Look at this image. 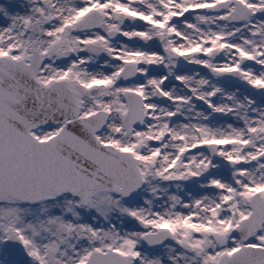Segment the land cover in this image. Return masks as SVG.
<instances>
[{
  "label": "snow or ice",
  "instance_id": "6c2138e0",
  "mask_svg": "<svg viewBox=\"0 0 264 264\" xmlns=\"http://www.w3.org/2000/svg\"><path fill=\"white\" fill-rule=\"evenodd\" d=\"M0 264H264V0H0Z\"/></svg>",
  "mask_w": 264,
  "mask_h": 264
}]
</instances>
